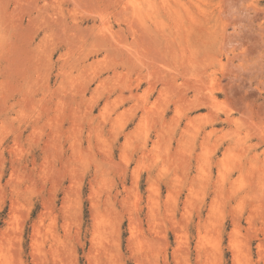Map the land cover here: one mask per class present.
<instances>
[{"label": "rangeland", "instance_id": "obj_1", "mask_svg": "<svg viewBox=\"0 0 264 264\" xmlns=\"http://www.w3.org/2000/svg\"><path fill=\"white\" fill-rule=\"evenodd\" d=\"M0 264H264V0H0Z\"/></svg>", "mask_w": 264, "mask_h": 264}]
</instances>
